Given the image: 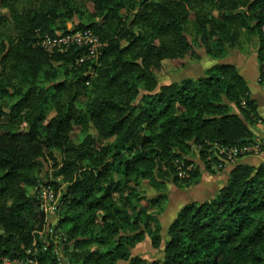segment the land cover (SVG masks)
Wrapping results in <instances>:
<instances>
[{
    "label": "trees",
    "instance_id": "1",
    "mask_svg": "<svg viewBox=\"0 0 264 264\" xmlns=\"http://www.w3.org/2000/svg\"><path fill=\"white\" fill-rule=\"evenodd\" d=\"M67 22L60 34L89 30L104 45L97 60L37 46ZM263 25L264 0H0V255L57 264L30 192L50 186L63 187L69 264H264V165H233L213 197L178 211L164 241L153 211L167 186L197 174L179 177L191 150L215 174L214 145L254 141L255 104L224 60L255 46L264 83ZM165 61L186 73L159 86ZM145 239L161 260L131 254Z\"/></svg>",
    "mask_w": 264,
    "mask_h": 264
},
{
    "label": "rangeland",
    "instance_id": "2",
    "mask_svg": "<svg viewBox=\"0 0 264 264\" xmlns=\"http://www.w3.org/2000/svg\"><path fill=\"white\" fill-rule=\"evenodd\" d=\"M73 25L71 22H67L65 24L57 23L56 29L57 33L60 34L63 32V29L66 30H72ZM187 65H195V62H191V64L188 62ZM182 73H186L185 69L179 70L176 67H174L170 62L165 61L163 63V68L158 70L156 72V77L158 79L159 86L162 85H168L169 83L178 82L180 81L181 77L184 75H181ZM5 111H8L6 108ZM48 118L53 116V113L49 112L47 114ZM88 134L96 138L97 134L96 132L90 128ZM78 132H75L72 134V141L74 143L78 142ZM210 163H212L211 158L207 159ZM186 161L190 163L189 167L184 166V168L180 167L179 177L183 179V177L186 176V174L191 171V174L194 172H197V174H193V177L190 178L191 181L188 183V186H183L181 188H174L173 186L169 185L167 188H165L164 191L161 192V201L158 206H156L153 211L159 215L158 222L161 226V237L164 241V231L162 232V227H167L171 221L174 219L176 214L180 209H182L186 204H189L191 202L200 203L202 201H205L206 199H210L214 196V194L218 191L215 190V186H219L221 183V173H224L223 171H230L233 167V165H230L226 163L222 158L218 159L220 164H222L223 169L219 170V166L215 165L216 163L213 161V164H211V167L213 171H215V174L210 173L209 171L205 170V159L203 160L199 154V149L191 150V152L186 155ZM237 163V162H236ZM49 165H47V170H50L49 177L52 178L53 170L49 169ZM183 171H185V176H182ZM229 173V172H228ZM43 175V174H42ZM41 175V176H42ZM227 177V176H226ZM187 178V177H186ZM45 186H38L30 190L31 193H38L41 197H43ZM53 192L56 195V200L54 201V211L48 212L47 214V227L51 225V221L58 219L59 221V215H58V207H59V200L61 196V191L63 187L57 189L58 192H55L53 187H51ZM148 199H151L152 197L157 196L155 192L152 190H147L146 194ZM206 198V199H205ZM205 199V200H204ZM58 229L63 234V237L66 239L65 231L59 228V222H58ZM42 233V232H40ZM65 242H56L53 243V255L56 258L58 255L62 258L61 264H69V257L65 253L64 248ZM162 247L159 250H154L151 248V245L149 243L148 239H145L141 242H139L136 247L132 250L131 254L133 256H139L146 261L150 262L153 260H161L162 259ZM117 264H127L125 262H118Z\"/></svg>",
    "mask_w": 264,
    "mask_h": 264
},
{
    "label": "built area",
    "instance_id": "3",
    "mask_svg": "<svg viewBox=\"0 0 264 264\" xmlns=\"http://www.w3.org/2000/svg\"><path fill=\"white\" fill-rule=\"evenodd\" d=\"M261 32L264 36V25L261 28ZM37 46L47 54H52L55 51H67L72 47L84 48L86 52L80 59L79 63L84 60H97L100 55V50L103 48V44L99 39L89 30L86 31H69L66 34H56L54 36L45 35L38 40ZM264 143L256 142L254 144H247L238 147H225L214 145L217 151L218 159L222 158L226 163L235 165L237 160L243 156H258ZM183 171L182 176H185ZM41 199V210L45 215V226L42 233L38 232L40 239H45L48 245L52 246L51 253L53 252V243L65 242L63 234L58 229V219L51 221V225L47 227L48 212L54 211V201L56 195L50 186L44 187L43 197ZM53 255V253H52ZM54 256V255H53ZM55 258V257H54ZM57 264L62 263V258L58 255L56 258ZM0 264H39L34 255L28 251L23 258L11 259L0 255Z\"/></svg>",
    "mask_w": 264,
    "mask_h": 264
},
{
    "label": "crops",
    "instance_id": "4",
    "mask_svg": "<svg viewBox=\"0 0 264 264\" xmlns=\"http://www.w3.org/2000/svg\"><path fill=\"white\" fill-rule=\"evenodd\" d=\"M224 62L233 65L247 84L249 98L255 104L257 115L256 123L254 126H250L249 129L253 134L254 141L264 143V83H260V69L257 60L256 48L255 46H244L240 51H231L227 54ZM192 67L196 68L195 65ZM237 164L250 167L264 165V146L258 156H243L237 160ZM223 172L224 173H221L223 175H221L220 178L221 183L219 186L214 185V191L220 189L226 182V176L229 171ZM168 226L165 228L162 227V232L164 231L165 233Z\"/></svg>",
    "mask_w": 264,
    "mask_h": 264
},
{
    "label": "water",
    "instance_id": "5",
    "mask_svg": "<svg viewBox=\"0 0 264 264\" xmlns=\"http://www.w3.org/2000/svg\"><path fill=\"white\" fill-rule=\"evenodd\" d=\"M241 143H256L255 141H249V140H242Z\"/></svg>",
    "mask_w": 264,
    "mask_h": 264
}]
</instances>
